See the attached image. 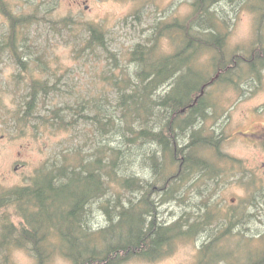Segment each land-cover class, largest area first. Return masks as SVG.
Instances as JSON below:
<instances>
[{
	"label": "trees",
	"instance_id": "obj_1",
	"mask_svg": "<svg viewBox=\"0 0 264 264\" xmlns=\"http://www.w3.org/2000/svg\"><path fill=\"white\" fill-rule=\"evenodd\" d=\"M219 1L192 0L191 22L188 27L174 22L173 38L170 24L156 22L152 26L156 33L145 35L144 43L129 52V66L125 68H121L116 53L108 49L104 31L89 26V38L81 50L98 48L112 59L103 78L104 87L91 98H74L73 89L66 88L68 83L61 79L64 75L52 69L47 60L34 57L25 33L37 16H11L8 29L0 36V57L9 54L19 70L36 63L46 74L28 83L16 112L18 119L31 124L36 132L41 126L69 130L72 138L47 166L37 170L28 185L1 194L0 204L5 201L13 205L19 221L7 219L3 223L0 264H7L8 251L16 246L24 247L36 264H49L55 253L72 264H123L135 257L152 260L170 251L173 240L193 236L202 228L199 222L186 225L181 220L165 225L154 214H158L161 202L179 199L185 182L214 172L216 160L210 162L204 149L213 143L217 148L215 136H201L198 126L207 110L200 87L208 78L198 68L193 69V64L194 56L203 49L214 57L218 53V68L229 66L223 59L226 34L221 28L225 21L216 15ZM237 1L232 0L233 5ZM5 3L0 0L3 9ZM243 4L256 11L258 20L264 14V0H244ZM178 31L187 34V39H182ZM164 34L177 42L172 54L158 50V40ZM263 53L264 45L258 44L250 62L260 59L264 64ZM238 58L235 56L230 65L239 64ZM250 67L254 70L252 64ZM221 76L220 81L230 82L231 75L224 72ZM50 94L73 101L46 108L42 115L41 101ZM76 138L81 143H74ZM137 166L149 169L154 179L137 175ZM215 171L222 173L217 167ZM153 193L159 198H152ZM95 205L105 214L108 225L90 230L85 222ZM242 217L230 215L228 227ZM54 236L56 248L52 247ZM253 241L261 244L252 248L253 244L247 243L251 247L241 251L247 260L244 264H264V234ZM213 242L205 244L198 264L217 262L219 252ZM226 255L227 263L234 264L235 254Z\"/></svg>",
	"mask_w": 264,
	"mask_h": 264
},
{
	"label": "rangeland",
	"instance_id": "obj_2",
	"mask_svg": "<svg viewBox=\"0 0 264 264\" xmlns=\"http://www.w3.org/2000/svg\"><path fill=\"white\" fill-rule=\"evenodd\" d=\"M4 1V9L0 6V36L8 29L11 16H37L25 33L31 42V52L64 75L61 79L68 83L66 88L73 89L74 98L97 96V89L104 87L103 78L112 66V59L105 51L81 50L89 38V26H98L104 31L108 49L116 53L121 68H125L129 66V52L137 44L144 43L145 35L155 32L152 26L156 22L171 24L172 21L188 27L193 13L192 0ZM237 2L233 5L232 0H220L216 15L225 21L221 28L226 34L223 59L230 67L231 60L237 56L239 64L235 62L236 67L233 65L216 74L218 53L214 57L211 52L200 49L194 56L193 69L198 68L203 76L212 78L211 82L220 79L224 72L231 75L230 82L218 79L216 85L206 89L203 102L209 107L198 125L201 136H215L213 142H217V148L213 143L204 149V156L210 162L216 160L212 166L215 173L209 174L210 177L206 172L205 177L185 182L179 199L161 202L158 214H154L165 225L181 220L186 225L199 222L202 228L193 236L173 240L169 245L171 250L156 259L135 257L123 264H198L205 244L211 240L214 250L219 252L213 264H228L225 254H235L233 263L244 264L247 262L244 254L241 255L244 248L261 244L253 240L264 234V137L245 133L260 125L264 127V64L261 65L260 59L250 62L254 47L264 45V14L258 20L256 11L246 7L244 0ZM174 36L175 33L170 34L171 38ZM171 38L165 34L159 38V52H175L178 45ZM8 55L0 57V196L14 187L28 185L37 170L47 166L72 138L69 130L57 126H41V131L36 132L31 124L19 121L16 112L21 95L28 91L31 79L44 78L46 74L35 66L36 63L27 70H19ZM66 101L73 99L50 94L41 101V114L46 113V108L61 106ZM80 140L76 138L74 143H81ZM183 140L181 138L180 143ZM216 167L221 174L216 173ZM134 170L141 178L154 179L149 169L137 166ZM152 198L158 199L159 195L153 193ZM230 215L243 217L239 223L228 227ZM18 217L15 207L3 201L0 204V234L5 220L17 223ZM85 224L94 230L106 227L108 221L95 205L92 213L87 214ZM53 241L52 247L56 248V236ZM248 242L253 245L247 246ZM6 262L36 264L35 258L20 246L8 251ZM49 264L72 263L55 253Z\"/></svg>",
	"mask_w": 264,
	"mask_h": 264
},
{
	"label": "flooded vegetation",
	"instance_id": "obj_3",
	"mask_svg": "<svg viewBox=\"0 0 264 264\" xmlns=\"http://www.w3.org/2000/svg\"><path fill=\"white\" fill-rule=\"evenodd\" d=\"M86 8H87V5L85 6ZM171 24V31H172V33H171V36H173V31H174V29H173V24H174V22H170ZM181 26L182 27H187V26H183L182 24H181ZM181 27V28H182ZM177 34L178 35H180L181 36V38L182 39H184V38H186L187 37V34H185V35H181V32L180 31H178L177 32ZM187 39V38H186ZM230 67H233V66H230ZM230 67H226V68H224V69H221V68H218L217 70H216V74L219 72V73H221V71H223V70H226V69H228V68H230ZM215 74V75H216ZM219 78H216L215 79V81H213V82H211V80H212V78H208V79H206V80H204V82H203V84L201 85V87H200V92L199 93H201V90L203 89V93H202V95H201V98H202V100L204 101V96H205V91H206V89L207 88H209V87H212V86H214V85H216V82H217V80H218ZM198 95H196V96H194V102L196 101V97H197ZM203 104H204V109L206 110L208 107H209V105H206L204 102H203ZM180 112H184L183 111V109H181V111ZM204 113H207V110H206V112H204ZM258 127V126H257ZM257 127H255L256 129L255 130H253V131H251V132H244L245 134H248V135H250V136H257V137H264V127L263 126H259L258 128ZM254 128V127H253ZM243 133V132H242Z\"/></svg>",
	"mask_w": 264,
	"mask_h": 264
},
{
	"label": "water",
	"instance_id": "obj_4",
	"mask_svg": "<svg viewBox=\"0 0 264 264\" xmlns=\"http://www.w3.org/2000/svg\"><path fill=\"white\" fill-rule=\"evenodd\" d=\"M204 89V88H203ZM203 89L201 90V93H200V95H202V93H203ZM184 110V109H183Z\"/></svg>",
	"mask_w": 264,
	"mask_h": 264
},
{
	"label": "bare ground",
	"instance_id": "obj_5",
	"mask_svg": "<svg viewBox=\"0 0 264 264\" xmlns=\"http://www.w3.org/2000/svg\"><path fill=\"white\" fill-rule=\"evenodd\" d=\"M218 73H219V72H218ZM218 73H217V74H218Z\"/></svg>",
	"mask_w": 264,
	"mask_h": 264
}]
</instances>
